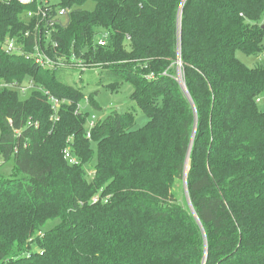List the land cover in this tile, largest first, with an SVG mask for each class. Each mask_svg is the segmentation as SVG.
Instances as JSON below:
<instances>
[{
	"label": "trees",
	"instance_id": "16d2710c",
	"mask_svg": "<svg viewBox=\"0 0 264 264\" xmlns=\"http://www.w3.org/2000/svg\"><path fill=\"white\" fill-rule=\"evenodd\" d=\"M60 1L58 56L97 65L112 91L129 83L149 121L117 111L89 140L83 87L64 80L76 71L0 47V81L38 87L0 90L14 174H0V264H264V68L236 56L264 52V0ZM26 28L20 5L0 3L1 41ZM46 91L71 102L58 121Z\"/></svg>",
	"mask_w": 264,
	"mask_h": 264
},
{
	"label": "built area",
	"instance_id": "2783aa9c",
	"mask_svg": "<svg viewBox=\"0 0 264 264\" xmlns=\"http://www.w3.org/2000/svg\"><path fill=\"white\" fill-rule=\"evenodd\" d=\"M0 3L11 5L17 4L23 8V20L26 22V31L21 36L8 37L3 41L0 40L1 50L9 56L22 57L27 61L36 63L46 70H75L79 77V82L84 80V75L89 73L93 68H98L97 65H87L82 59L76 58L73 55L71 62H65L58 52V42L53 40L54 35L58 32L60 26L68 23L69 14L72 10L69 7H63L60 0H0ZM108 34H103L97 43L104 47L107 45ZM69 67L71 69H69ZM11 89L25 93L27 91L36 90L38 87L35 82L19 83L0 81V90ZM48 101L52 105L54 115L52 120H59V113L61 109L71 104L65 99H58L49 91L45 92ZM86 100H90L86 98ZM81 110V111H80ZM85 113L81 104H78L76 115H83ZM107 114V113H106ZM106 116L98 117L96 114H90L86 123V136L92 140L93 131L104 120ZM66 160L70 164H77L79 161L72 152V148L68 147L64 152ZM95 173L92 172L91 175ZM99 197L93 198V203L98 202Z\"/></svg>",
	"mask_w": 264,
	"mask_h": 264
},
{
	"label": "rangeland",
	"instance_id": "374dc122",
	"mask_svg": "<svg viewBox=\"0 0 264 264\" xmlns=\"http://www.w3.org/2000/svg\"><path fill=\"white\" fill-rule=\"evenodd\" d=\"M54 1L57 2V0ZM95 5L96 4L94 1L89 0L83 6L82 9L86 11H93L95 9ZM263 26H264V20H263ZM263 46H264V42H263ZM236 56L241 62H243L245 65H247L250 68H255V67L264 68V52L259 56H253V55H248L243 51H238L236 53ZM179 73H181V71L178 69V74ZM99 74H100V70L93 68L92 70L89 71V73L84 75V80L82 83L79 82L78 76H71L70 78H68V74L66 73L64 74L65 75L64 80L67 81L68 84L75 86L77 85L79 86V88L83 87V94L85 95V98L82 100L80 104L82 105L84 111L89 114H96L98 117H100L101 115L108 116L109 114L117 111L120 113H124L130 110L133 111L136 116V129L145 126L148 123L149 119L137 107L136 103L132 101L131 95L133 93V87L129 83H124L118 91H112L104 85H98V80L100 77ZM92 95H94L98 107H94L91 104V100L88 101L86 100V98H89V96ZM258 106L260 110L264 111V94L261 95ZM12 168H13V162H6L0 157V174L13 176L14 174L12 173ZM91 169L92 167H90V170ZM91 174L92 172L89 173V175L92 177ZM184 189L186 190V186H184ZM174 191L176 192V195L178 196L179 200H181V198L184 199L185 193L183 192V187L181 186V184L177 185V188H175ZM49 223L50 225L48 224L47 226L48 229H50L49 227L53 226L56 222H49Z\"/></svg>",
	"mask_w": 264,
	"mask_h": 264
},
{
	"label": "water",
	"instance_id": "95a60500",
	"mask_svg": "<svg viewBox=\"0 0 264 264\" xmlns=\"http://www.w3.org/2000/svg\"><path fill=\"white\" fill-rule=\"evenodd\" d=\"M263 28H264V26H263ZM182 87L184 88L185 86L184 85H182ZM185 89V88H184Z\"/></svg>",
	"mask_w": 264,
	"mask_h": 264
}]
</instances>
